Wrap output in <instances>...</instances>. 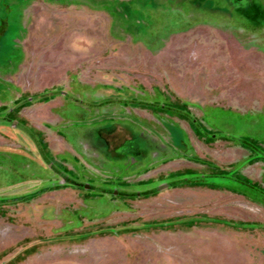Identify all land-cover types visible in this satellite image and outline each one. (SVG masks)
Here are the masks:
<instances>
[{
  "label": "rangeland",
  "instance_id": "374dc122",
  "mask_svg": "<svg viewBox=\"0 0 264 264\" xmlns=\"http://www.w3.org/2000/svg\"><path fill=\"white\" fill-rule=\"evenodd\" d=\"M0 264H264V0H0Z\"/></svg>",
  "mask_w": 264,
  "mask_h": 264
},
{
  "label": "crops",
  "instance_id": "0c3cea01",
  "mask_svg": "<svg viewBox=\"0 0 264 264\" xmlns=\"http://www.w3.org/2000/svg\"><path fill=\"white\" fill-rule=\"evenodd\" d=\"M131 138V137H130Z\"/></svg>",
  "mask_w": 264,
  "mask_h": 264
}]
</instances>
